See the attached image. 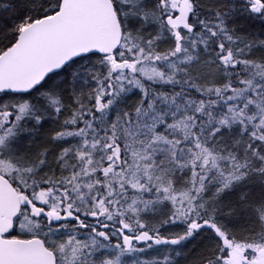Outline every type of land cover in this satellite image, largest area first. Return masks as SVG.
Segmentation results:
<instances>
[{"label":"snow or ice","instance_id":"obj_1","mask_svg":"<svg viewBox=\"0 0 264 264\" xmlns=\"http://www.w3.org/2000/svg\"><path fill=\"white\" fill-rule=\"evenodd\" d=\"M0 264H264V0H0Z\"/></svg>","mask_w":264,"mask_h":264}]
</instances>
